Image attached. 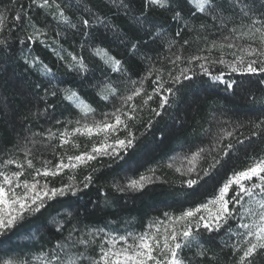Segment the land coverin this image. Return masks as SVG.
Here are the masks:
<instances>
[{"label": "snow or ice", "instance_id": "1", "mask_svg": "<svg viewBox=\"0 0 264 264\" xmlns=\"http://www.w3.org/2000/svg\"><path fill=\"white\" fill-rule=\"evenodd\" d=\"M16 44L37 75L0 140V244L29 243L0 264H264V0H8L0 57ZM209 89L205 126L190 114ZM157 188L172 204L121 218Z\"/></svg>", "mask_w": 264, "mask_h": 264}, {"label": "trees", "instance_id": "2", "mask_svg": "<svg viewBox=\"0 0 264 264\" xmlns=\"http://www.w3.org/2000/svg\"><path fill=\"white\" fill-rule=\"evenodd\" d=\"M75 2V0H73ZM8 0H0V6L3 4H7ZM166 14H156L154 19L158 22H162L164 20ZM175 32V26L171 29ZM22 46L16 44V52L11 55V58L0 57V104L6 102L7 107L3 112H0V140L7 139L9 141V146L11 143L15 142L16 132H13L12 129L15 126L16 131L22 132V127L20 126V121L18 117L27 112V106L24 104L25 97L22 95V92L27 90L29 84H34L36 82V73L29 71L23 63L22 59H19L20 50ZM36 52L40 54V56L45 59L46 62L52 63L54 61V57H50L48 52L42 48V46H36ZM235 78V77H234ZM254 79V78H253ZM197 87L204 88L207 87L203 84H198ZM194 90L190 89L189 94L187 96V100L191 101L192 92ZM218 90L209 89V95H204L203 93H197L200 96L199 103L196 105L191 112L190 116L195 117L196 120H199L201 124L206 126V122L208 120L209 112L211 110L210 101L213 96L217 95ZM82 94H85L89 100V102L93 101V93L90 90L83 89ZM226 94L220 93V97H223ZM95 106V104H94ZM184 105H181V109H183ZM229 107L233 112L243 113L252 108V105H247L242 101L235 100V98L231 99L229 102ZM255 107H259L256 105ZM180 110H177L179 112ZM67 115V113H65ZM35 125V121L32 122ZM172 123V120L165 116L163 120L157 124L158 129H164L169 127ZM187 129L183 130L185 133H189L192 131L193 119L189 118ZM39 125H35L32 127L33 131L37 130ZM43 127H47V125H43ZM160 131H155L156 139L160 138ZM179 135V133H178ZM152 134L151 132L147 136L148 147H151ZM81 145L85 143L82 139L80 141ZM169 147H175V140L169 145ZM169 155L172 153L169 152ZM159 155V153H158ZM240 166H243V159L238 162ZM102 182V181H101ZM89 198L95 199L93 193H90L89 196L83 197L79 200V203L83 205ZM176 197L172 193H170L167 189L157 188L155 191L138 197L135 202L129 201L128 207L125 211L121 212L122 219H131L135 223L136 221H146L149 216L157 215V209L163 210L165 205L172 204L173 200ZM122 202V201H121ZM91 208V205H89ZM112 209H105L104 212H111ZM104 212L97 213V218L103 219H114L115 216H105ZM95 222H99L97 219ZM142 227V224H141ZM34 230V229H33ZM29 241L25 238V235L12 236L10 240H4L2 244H0V248L10 249L13 248L16 244H28Z\"/></svg>", "mask_w": 264, "mask_h": 264}]
</instances>
